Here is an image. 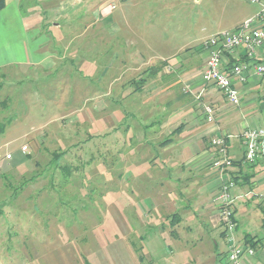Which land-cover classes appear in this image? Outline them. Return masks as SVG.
Returning <instances> with one entry per match:
<instances>
[{"label":"crops","instance_id":"obj_1","mask_svg":"<svg viewBox=\"0 0 264 264\" xmlns=\"http://www.w3.org/2000/svg\"><path fill=\"white\" fill-rule=\"evenodd\" d=\"M108 1L6 0L0 12V76L28 77L30 84L34 78L48 79L53 86L45 90L60 87L70 93L64 104L67 110L43 123L39 136L28 133L32 141L41 138L42 129L53 135L54 124L67 117L74 124L88 123L86 134L93 138L107 141L116 135L121 174H133L138 202L145 199L152 204L142 209L138 203L134 209L138 225L145 229L140 245L146 242L151 253L154 237L148 231L155 230L180 249L169 264H223L221 255L228 259L229 247L218 208L212 205L222 174L211 179L194 157L208 158L212 167L218 156L212 140L227 137L230 158L242 161L240 167L231 168L242 176L238 189L254 193L264 159L245 162L243 133L248 127H264V75L246 71L243 81L236 80L242 100L232 105L203 80L209 51L202 44L222 31L238 28L251 16H238L226 3L230 15L215 23L219 29L198 47L174 50L170 39L143 33L145 28L131 10L116 13ZM243 60V52L230 58L234 64ZM257 60L264 64V45ZM58 74L62 77L54 80ZM47 99L49 107H58L55 99ZM206 105L215 111L213 123L207 120ZM70 107L82 108L67 113ZM188 152L194 157L184 161ZM250 174L252 179L244 181L243 176ZM197 176H205L203 184L220 182L206 183V191L199 184L190 199L188 184ZM259 226L254 235L258 239L264 238L263 214ZM251 236L244 234L240 240L246 242Z\"/></svg>","mask_w":264,"mask_h":264},{"label":"rangeland","instance_id":"obj_2","mask_svg":"<svg viewBox=\"0 0 264 264\" xmlns=\"http://www.w3.org/2000/svg\"><path fill=\"white\" fill-rule=\"evenodd\" d=\"M108 2L115 5L116 13L131 10L145 28L143 33L170 39L174 50L200 46L205 37L219 29L216 24L230 15L226 12L227 4L240 17L250 14L252 18L261 12L260 5L241 0H229V3L223 0ZM58 77L62 76L58 74L53 79ZM32 80L34 84H30L28 77L0 76V100L6 104L0 105V122L6 121L7 125L0 138V209L3 211L0 264H169L180 252L169 237L155 230L148 231L149 237H154L153 250L150 253L146 242L140 245L145 229L134 216L139 202L133 174H121L116 135L107 141L93 138L86 134L88 123L74 124L67 117L65 122L54 124V136L42 129L41 138L31 140L28 133L39 136L43 123L51 117L60 118L59 112L67 110L64 104L70 94L60 87L45 90L53 86L48 79ZM47 98L55 99L58 107H49L51 101ZM37 104L40 105L33 107ZM81 108L70 107L67 113ZM23 146L28 147L26 154ZM193 157L192 152H188L183 159L188 161ZM194 158V163L206 169L211 179L218 172L222 174L215 166L211 167L208 158ZM204 177H193L189 181L188 198L195 195ZM222 179H227L226 173L222 174ZM256 179L259 185L254 187L255 195L244 197L234 208L235 219L240 222L241 240L244 234L254 236L261 230L259 209L264 205V200L260 199L264 198V172L258 173ZM219 182L214 179L206 183L215 186ZM206 183L202 185L204 191L209 188ZM236 184L239 187V183ZM238 191L239 194L250 193L248 188L245 192L240 188ZM212 205L215 209L218 204ZM139 207L149 209L152 204L144 199ZM219 222L226 237L221 217ZM235 236L243 246L253 237H247L242 243L237 231ZM254 251V255H249L245 250L241 263L264 264V239ZM221 262L228 264L225 254L221 255Z\"/></svg>","mask_w":264,"mask_h":264},{"label":"built area","instance_id":"obj_3","mask_svg":"<svg viewBox=\"0 0 264 264\" xmlns=\"http://www.w3.org/2000/svg\"><path fill=\"white\" fill-rule=\"evenodd\" d=\"M249 4H259L261 12L255 17L245 20L234 30H225L206 39L202 47L209 51V60L203 73L205 83L218 89L226 100L232 105H240L242 97L236 80L243 81L244 73L252 71L255 76L264 75V64L257 60L258 50L264 45V0H243ZM239 52H243L244 60L239 64L230 65V58ZM209 123L215 122V111L212 106H204ZM245 147V162L254 164L264 159V127H248L243 133ZM212 144L218 150V156L213 166L222 174H227L215 202L218 204L219 215L226 229V241L229 247L228 264H242L241 257L245 250L249 255L255 251L251 247L243 246L236 238L238 222L235 219V205L244 197L254 196V193L239 194L236 182L227 173L233 167V160L227 150V137H219L212 140ZM23 153H27L28 147L23 146ZM11 158V155H8ZM229 177V178H228ZM264 200L263 197L260 198Z\"/></svg>","mask_w":264,"mask_h":264},{"label":"trees","instance_id":"obj_4","mask_svg":"<svg viewBox=\"0 0 264 264\" xmlns=\"http://www.w3.org/2000/svg\"><path fill=\"white\" fill-rule=\"evenodd\" d=\"M5 6H6V0H0V12L5 8ZM234 61H230V65H234ZM6 105L5 103H4V101H1L0 100V105ZM11 121L12 120H9L8 121V123H11ZM6 128H7V125H6V121H2V122H0V138H1V136L5 133V131H6ZM228 141V140H227ZM245 159V158H244ZM242 165V161H240V162H234L233 161V166H238V167H240ZM232 169H230V170H228L227 171V173L232 177V179L234 180V181H236V183H240L242 180V176L240 177V176H236L235 174H234V172H232L231 171ZM241 178V179H240ZM243 178H244V181H247V182H249L251 179H252V175L250 174V175H248V176H243ZM262 205V204H261ZM260 205V210H261V212H262V214H263V226H264V205H262L261 206ZM2 214H3V211L0 209V217L2 216ZM263 239L264 238H262V239H258L257 238V236L255 237V236H253V237H251V238H249L248 239V241H247V245L248 246H250V247H252V248H254L255 249V247L256 246H258L259 245V243L260 242H262L263 241ZM246 246V245H245Z\"/></svg>","mask_w":264,"mask_h":264}]
</instances>
